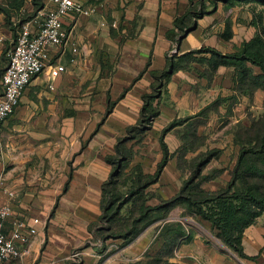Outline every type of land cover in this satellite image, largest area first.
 I'll list each match as a JSON object with an SVG mask.
<instances>
[{
	"label": "crops",
	"instance_id": "1",
	"mask_svg": "<svg viewBox=\"0 0 264 264\" xmlns=\"http://www.w3.org/2000/svg\"><path fill=\"white\" fill-rule=\"evenodd\" d=\"M78 1L89 12L70 11L63 16L66 42L48 47L44 68L0 124V178L5 188L0 189V205L11 209L3 229L10 232L16 220L35 229L23 230L26 241L16 243L25 253L8 264L145 263L155 254L164 239L157 237L154 223L130 240H101L96 235L102 185L112 170L107 158L116 153L117 141L127 127L140 119L143 96L154 93L155 72L166 67L168 56L202 46L231 52L257 32L251 24V3L227 11L220 1L213 8L207 5L208 11L195 21V27L176 43L167 32L174 28L175 17L187 11L188 0ZM36 2L22 0L18 7H8L18 14L33 13ZM43 4L50 2L43 0ZM257 8H263L264 21V7ZM17 21L0 11V74L23 22L17 25ZM203 69L193 62L191 68L175 71L158 86L164 89L153 101L158 115L146 133L156 136L172 119L199 112L214 100L207 101L210 95L233 93V67L219 65L210 78L199 74ZM263 103L264 90L259 88L241 96L233 103L235 118L244 119L246 110ZM135 140L127 146L132 147ZM141 153L137 155L135 149L129 167L139 164L146 173H153L162 158L161 148L157 146L154 154ZM173 168L176 157L171 155L155 184L174 181L176 176H168ZM169 260L264 264V214L244 228L240 253L205 246L195 235L182 241Z\"/></svg>",
	"mask_w": 264,
	"mask_h": 264
},
{
	"label": "trees",
	"instance_id": "2",
	"mask_svg": "<svg viewBox=\"0 0 264 264\" xmlns=\"http://www.w3.org/2000/svg\"><path fill=\"white\" fill-rule=\"evenodd\" d=\"M21 1L11 0L9 5L18 7ZM34 1H37L36 4H38L35 11L43 6V0ZM188 1L187 11L181 16L175 17L174 28L167 32V36L176 43L193 27L195 21L208 11L207 5H211L213 8L219 1L224 3L225 11L235 5L251 3V24L256 27L257 32L231 52H221L210 46H202L181 54L174 53L168 56L166 67L160 72H155V75L157 74L156 88L161 83L167 82L175 71L189 69L193 62H198L204 67L203 70H199V74L208 78L212 76L219 65L233 67V93L223 97L217 96L198 114L210 109L220 100L235 103L241 96H250L258 88L264 90L263 8H257L258 6L264 7V0ZM9 10V7L0 2V11L7 18ZM20 22L21 20L16 24L19 25ZM255 67L258 70H255ZM155 97L154 93L143 96L144 103L140 119L127 127L125 135L117 141L116 153L107 158L112 165V170L109 178L102 185L101 213L98 221L95 222L96 235L101 240L109 238L132 239L145 225L155 222V219L151 218L150 212L165 211L168 206L176 203L179 199V196L176 195L169 201L148 206L144 191L158 181L163 167L172 155L164 141V135L172 128L187 122L191 116L174 118L162 128L159 136L162 158L153 173L142 172V167L139 164L128 167L133 156V148L128 147L126 143L131 139L139 138L150 128L154 118L158 115V107L153 103ZM217 151L215 149V153ZM210 158L211 155L205 153L197 164L195 175ZM196 188L193 194L187 196L191 208L223 237L227 245L240 253L244 228L255 223L256 219L264 214V113L258 121L255 135L248 138L246 142L240 143L236 163L226 186L211 193L202 188ZM162 217L164 218L163 214L158 218ZM158 233V237H162L164 241L155 254L145 263L137 260L124 264H179L170 261L169 258L172 257L180 244V242L177 243V240L185 236L189 240V235H184L185 232L178 224L175 226L166 221L160 225Z\"/></svg>",
	"mask_w": 264,
	"mask_h": 264
},
{
	"label": "rangeland",
	"instance_id": "3",
	"mask_svg": "<svg viewBox=\"0 0 264 264\" xmlns=\"http://www.w3.org/2000/svg\"><path fill=\"white\" fill-rule=\"evenodd\" d=\"M0 2L8 7L10 0H0ZM35 13L36 11L18 14L9 10L8 19L11 21L18 19L17 22L20 20L22 22V19L33 18ZM163 91V87H157L154 93L158 95ZM216 98L215 95L214 97L210 95L207 101L210 102ZM262 105L260 108L246 110L244 119L237 120L233 112V103L220 100L200 114L195 112L189 115L191 117L187 122L172 128L164 135L168 150L171 151L172 156L176 157V168H173L174 171L168 176L176 177L173 178L174 181L169 180L163 186H157L154 183L147 187L144 191L146 203L148 206L158 205L171 200L176 195L179 199L165 211L150 212L151 218L155 219L153 225L157 237L160 225L166 221L175 226L178 224L185 232L184 235H189V239L198 235L205 246L215 247L222 252L228 250L236 252L235 248L227 245L223 237L213 230L206 220L194 212L187 196L193 194L196 187L211 193L226 186L236 163L240 143L246 142L248 138L255 135L258 121L264 113V103ZM160 133L152 136L145 132L139 136L133 143V154L135 149L137 155H141L142 150L151 151L154 154L157 146L161 148L158 138ZM215 149L218 150L216 153ZM205 153L210 154L211 158L195 175L197 164ZM142 172L146 173L143 167ZM162 214L164 218L159 219L158 217ZM185 237L179 238L177 243L187 240Z\"/></svg>",
	"mask_w": 264,
	"mask_h": 264
},
{
	"label": "built area",
	"instance_id": "4",
	"mask_svg": "<svg viewBox=\"0 0 264 264\" xmlns=\"http://www.w3.org/2000/svg\"><path fill=\"white\" fill-rule=\"evenodd\" d=\"M48 1L50 5L43 4L36 10L33 18L23 20L17 27L7 63L0 74V124L13 113L24 88L44 68L48 47L63 45L66 42L68 33L62 23L63 16L70 11L88 13L90 10L78 0ZM33 26H36L35 30L32 29ZM0 189L5 191L2 179ZM10 214L11 209L8 205H0V264H8L20 258L25 250L16 242L26 241L24 229L35 231L32 227L28 228L24 220H16L13 222L12 230L5 232L4 222ZM37 220L34 219V222Z\"/></svg>",
	"mask_w": 264,
	"mask_h": 264
},
{
	"label": "water",
	"instance_id": "5",
	"mask_svg": "<svg viewBox=\"0 0 264 264\" xmlns=\"http://www.w3.org/2000/svg\"><path fill=\"white\" fill-rule=\"evenodd\" d=\"M196 24L193 25V27H195ZM189 31V30H188Z\"/></svg>",
	"mask_w": 264,
	"mask_h": 264
}]
</instances>
